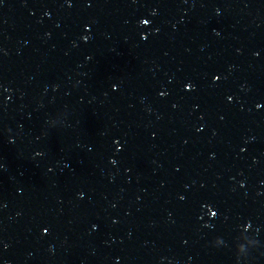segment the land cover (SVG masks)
Instances as JSON below:
<instances>
[{"label": "water", "instance_id": "95a60500", "mask_svg": "<svg viewBox=\"0 0 264 264\" xmlns=\"http://www.w3.org/2000/svg\"><path fill=\"white\" fill-rule=\"evenodd\" d=\"M0 264H264V0H0Z\"/></svg>", "mask_w": 264, "mask_h": 264}]
</instances>
